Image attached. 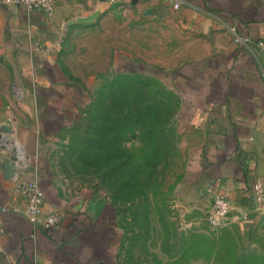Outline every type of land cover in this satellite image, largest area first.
Instances as JSON below:
<instances>
[{
    "label": "crops",
    "instance_id": "1",
    "mask_svg": "<svg viewBox=\"0 0 264 264\" xmlns=\"http://www.w3.org/2000/svg\"><path fill=\"white\" fill-rule=\"evenodd\" d=\"M112 1L54 0V12L46 16L0 0V56L8 57L16 70L15 83L23 94L14 96L27 106L18 111L0 105V264H118V227L93 218L88 211L91 194L66 195L43 152L44 139L52 136L47 124L54 123L56 95L62 100L70 95L65 97L64 78L42 70L53 68L52 56L69 26L87 23L81 18L92 21ZM116 1L149 10L163 7L200 39L194 46L198 54L171 68L172 81L165 77L180 96L178 126L187 150L184 188L205 213L216 193L225 194L231 211L220 228L238 227L248 243L241 255L264 260V204L252 194L256 180L264 189V55L252 45L234 43L235 34L264 38V0ZM34 85L42 92H35ZM23 113L31 123L22 122ZM20 179L38 183L44 210L60 215L57 227L37 228L13 211L24 202L16 190ZM250 230L262 236V247L247 241Z\"/></svg>",
    "mask_w": 264,
    "mask_h": 264
},
{
    "label": "rangeland",
    "instance_id": "2",
    "mask_svg": "<svg viewBox=\"0 0 264 264\" xmlns=\"http://www.w3.org/2000/svg\"><path fill=\"white\" fill-rule=\"evenodd\" d=\"M198 39L163 7L149 10L144 5L112 1L91 22L69 26L52 56L53 68L42 70L43 74L64 78L65 97L67 92L70 95L65 100L56 95L54 123L47 124L52 136L44 139L43 152L54 180L66 195L91 194L88 211L93 218L112 222L120 234L126 231L118 264H234V257L242 256L246 260L239 259L241 264H264L255 254L241 255L248 243L240 238L238 227L212 229L205 210L193 205L184 188L187 150L178 126L180 96L172 82L160 74L196 56ZM134 68L156 73L175 92L162 90L157 95V111L166 117L167 143H156L144 120L128 119L119 128L112 115L103 118L109 102L129 98V92L121 91L128 80L114 79L118 74H131ZM15 71L9 58L0 56V105L21 111L27 106L14 96L23 94L15 83ZM142 74L138 77L146 72ZM144 81H150L149 88H159L156 80ZM32 89L42 92L36 85ZM141 90L138 92L145 93L144 87ZM103 97L105 107H96L98 119L92 122V104ZM41 103L36 106L39 113ZM23 114L22 122L31 123ZM115 128L119 134L109 143ZM92 137L100 140L98 149L91 146ZM120 156L128 157L132 167L116 175L110 170ZM121 176L129 180L125 187H118ZM245 238L262 247V236L255 231L250 230Z\"/></svg>",
    "mask_w": 264,
    "mask_h": 264
},
{
    "label": "trees",
    "instance_id": "3",
    "mask_svg": "<svg viewBox=\"0 0 264 264\" xmlns=\"http://www.w3.org/2000/svg\"><path fill=\"white\" fill-rule=\"evenodd\" d=\"M146 70L147 69L134 68L131 70V72H129L131 74H128V75L127 74H122V75L118 74L117 75V77L114 79V81L119 80L121 78L128 80L129 84L121 87V91L129 92L130 96L127 100H122L123 97L122 98L117 97L114 101L112 100L111 102H109L110 105L107 106V108H106L107 113H105L103 118L106 119V117H108L109 115H112L113 118L116 119L115 121H117V122H115L116 126L119 128L123 127L126 123L125 121L128 119L136 120V122H140L141 120H144L146 127H148L150 129L151 134L154 137V140H156V143H159L161 141L164 143H167L169 135L166 132L167 131L166 117L164 118L162 113H160V111H157V110H159V103H160L159 99L157 98V95L162 90L167 91L171 94H175V92L172 88H170L171 90L169 88H167L160 81V79L158 78L156 73H151L150 71L148 73ZM133 72H138V73H133ZM145 72H146L145 76H141V77L139 76L138 77V75H143L142 73H145ZM160 76H162L165 80H166L165 77L170 76L171 81H172L173 76H174V70H171L169 72H167L165 70L160 74ZM144 78L145 79L146 78L152 79L153 81L156 80L155 82H156V84H159V88H157V89L149 88L148 86H149L150 81L149 82L147 81V83H146L144 81ZM172 84H173V82H172ZM112 87H113V84L111 83L110 88H112ZM140 87L141 88L144 87L145 93L141 94V92H138V90L144 91V90H141ZM158 89H161V90L158 91ZM131 92H132V96H131ZM139 94L141 97L139 96ZM104 99H105V97H103L102 99H98V100H96V102H94L92 104V109H94V114H93L94 118L92 119V122H96L98 119L97 113L95 112L96 107L104 109L105 104H106V100H104ZM170 101L172 102V99ZM150 107L154 108L156 110L151 111ZM176 108H177V106L174 107V111L172 113V116H174V114L176 113V110H177ZM140 117H143V119H141ZM167 119H168V117H167ZM118 120H120V121H118ZM119 128L118 129L115 128L114 130H112L113 135L111 134L110 139H109V143H111L112 141H114L116 139L115 136H116V134L117 135L119 134ZM92 138L94 140H92V142L90 143L91 146L98 149L101 146L100 140L95 139L94 137H92ZM130 167H132V165H131L129 158L120 156V158L116 161V165H115L114 169L110 170V172L115 173L116 175H122V173L124 171L130 169ZM119 181L120 182L118 184V187H121V186L125 187L129 183V180H126L122 176L120 177ZM223 229H224V227H223ZM120 235H121L120 243H119L120 245H119V248L117 251V256H119V254H118L119 250L122 248L121 244H123V241H124V238L126 235V231L123 230V232ZM242 258L243 257H241L239 259H242ZM239 259H236L234 257V259H233L234 264H241V262L238 261ZM245 260L246 259H244L243 261L245 262ZM246 264H248V263H246Z\"/></svg>",
    "mask_w": 264,
    "mask_h": 264
},
{
    "label": "built area",
    "instance_id": "4",
    "mask_svg": "<svg viewBox=\"0 0 264 264\" xmlns=\"http://www.w3.org/2000/svg\"><path fill=\"white\" fill-rule=\"evenodd\" d=\"M6 2H13L28 11H40L46 16H52L54 12V0H5ZM116 1V0H113ZM126 1V0H125ZM174 8L178 7L175 2L173 4ZM235 31V28H231ZM234 42L243 46L248 47L249 45L254 46L264 55V38H259L251 40L250 38L243 37L241 35L235 34ZM20 95L19 92L16 93ZM19 152V149H18ZM16 190L22 195L24 200L23 204L20 206H15L13 211L23 213L28 221L35 227L41 229H52L59 225L60 215L56 212L45 211L43 208L44 203V192L34 180L20 179L17 183ZM252 194L253 199L258 204H264V189L260 181L256 180L252 183ZM6 208H2L5 210ZM231 211V202L229 198L221 193H216L209 206L206 213V220L208 225L212 229H217L224 226L228 220L229 213ZM243 218H245L243 216ZM2 233L0 225V236Z\"/></svg>",
    "mask_w": 264,
    "mask_h": 264
},
{
    "label": "water",
    "instance_id": "5",
    "mask_svg": "<svg viewBox=\"0 0 264 264\" xmlns=\"http://www.w3.org/2000/svg\"><path fill=\"white\" fill-rule=\"evenodd\" d=\"M133 1H135V0H133ZM81 21H83V22H89V21H91V18H81Z\"/></svg>",
    "mask_w": 264,
    "mask_h": 264
}]
</instances>
